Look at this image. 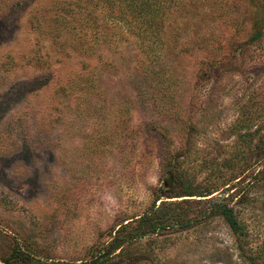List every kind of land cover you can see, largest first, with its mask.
Here are the masks:
<instances>
[{
    "label": "rangeland",
    "instance_id": "rangeland-1",
    "mask_svg": "<svg viewBox=\"0 0 264 264\" xmlns=\"http://www.w3.org/2000/svg\"><path fill=\"white\" fill-rule=\"evenodd\" d=\"M62 1L0 0V264H90L165 184L190 216L207 201L182 190L229 195L244 234L208 217L110 264H264V39L245 46L264 0H187L160 72L131 36L81 54Z\"/></svg>",
    "mask_w": 264,
    "mask_h": 264
},
{
    "label": "trees",
    "instance_id": "trees-1",
    "mask_svg": "<svg viewBox=\"0 0 264 264\" xmlns=\"http://www.w3.org/2000/svg\"><path fill=\"white\" fill-rule=\"evenodd\" d=\"M256 3H260V0ZM190 4L187 0H64L61 3L52 2L50 9L53 12L52 22L63 26L70 35L74 33L77 40L73 44L74 40L71 39L69 44L75 49L81 48V54L90 55L99 44L121 42L131 36L140 51L150 55L152 67H155L157 65H154V62L161 60L170 50L165 44L164 23L178 19L176 26L179 29L176 28V31L179 32L185 26V21H188L186 15L191 9ZM262 11L264 13V10ZM262 21L264 22V14L257 15L252 34L245 46L264 39V30L260 25ZM53 29L56 31V28ZM157 68L159 72L163 71L159 64ZM170 81L168 78L166 82L171 85ZM248 120L249 118L241 121L245 129L244 136L248 134ZM165 188L166 184L154 192V201L141 214L121 221L112 229L108 240L95 247L97 256L90 264H110L116 258L119 262L122 258L128 259L131 256L129 249L136 241L161 236L159 233L169 229H185L208 217H220L232 233L244 234V227L237 220L233 208L229 206V195L226 198L213 199L207 198L212 195L211 189L200 195L192 194L189 188L182 190V196L177 198L203 197L207 201L204 202L207 203L206 207L190 216L189 200L165 201L174 198L167 197ZM184 205L186 207L182 211L174 209ZM17 256L11 260L4 259L3 263L22 264L24 253L18 252Z\"/></svg>",
    "mask_w": 264,
    "mask_h": 264
}]
</instances>
